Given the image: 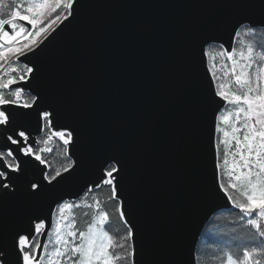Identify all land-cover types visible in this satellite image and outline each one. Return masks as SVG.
<instances>
[{
	"label": "water",
	"instance_id": "obj_1",
	"mask_svg": "<svg viewBox=\"0 0 264 264\" xmlns=\"http://www.w3.org/2000/svg\"><path fill=\"white\" fill-rule=\"evenodd\" d=\"M78 3L76 19L18 64L36 69L25 95L39 93L42 107L51 106V130L76 129L81 144L70 154L82 165L72 182L23 206L11 227L25 228L29 217L40 216L49 219L50 231L56 202L74 203L87 189H100L105 160L118 157L124 162L119 195L135 226L139 264L196 261L207 225L234 210L215 170L216 125L225 102L213 98L206 50L223 45L230 51L233 25L247 27L264 15L259 0ZM25 127L37 142L47 130L39 132L35 119ZM3 143L0 138V148ZM26 177L37 179L39 169Z\"/></svg>",
	"mask_w": 264,
	"mask_h": 264
},
{
	"label": "snow or ice",
	"instance_id": "obj_2",
	"mask_svg": "<svg viewBox=\"0 0 264 264\" xmlns=\"http://www.w3.org/2000/svg\"><path fill=\"white\" fill-rule=\"evenodd\" d=\"M78 0H13L7 13L0 14V69L7 66L9 75L0 76V264H139L135 226L131 224L123 209L119 195V184L123 180L124 162L118 157L105 160L98 182L110 189V199L117 201L116 214L123 224L124 232L114 235L105 225L110 223V214L101 209L94 200L96 211L86 229L78 230L76 221L65 216V210L79 208L80 204L66 200L56 202L51 216H59V222L51 223L48 218L31 216L27 227L12 229L11 225L23 206L40 199L45 193L58 186L70 183L79 172L82 162L73 159L71 149L81 144L76 129L61 126L56 131L53 123L54 111L50 105L42 107L39 93H25L35 78L33 67L24 63L23 70L14 65L22 62L21 57L34 53L43 39H47L65 21L70 24L76 19ZM264 12V0H259ZM30 26V27H29ZM244 21H237L230 34L232 40L243 35L256 37L264 34V15L253 20L243 33ZM229 43V50L221 45L219 55L226 56L231 67L226 65L223 75L213 74L210 85L213 98H219L231 106L227 115L219 119L230 131H223L225 139L216 144V175L219 178V156L224 146V163L232 155V173L238 183L229 187L238 193L235 197L220 184L228 202L238 209V223L254 229L261 238L250 250L245 248L242 258L237 259L229 250L223 253L226 264H264V44L252 40L241 41L239 51ZM19 74L17 75V73ZM35 119L39 132L48 130L46 138L37 142L25 127V122ZM216 131H222L217 127ZM62 145L67 161L61 168L48 171L51 165L42 155L51 152L53 138ZM42 143L43 147H36ZM87 152L90 145L84 144ZM35 161V163H34ZM40 166H44L40 168ZM29 169H39L35 180L26 177ZM238 170V172H237ZM95 186H98L95 185ZM87 189L80 197L84 201ZM84 206L92 204L84 201ZM41 237L47 238L42 242ZM212 240L211 237H209ZM215 242V241H213ZM235 247V245H234ZM189 264H196L195 258ZM222 264L225 262L222 260Z\"/></svg>",
	"mask_w": 264,
	"mask_h": 264
},
{
	"label": "rangeland",
	"instance_id": "obj_3",
	"mask_svg": "<svg viewBox=\"0 0 264 264\" xmlns=\"http://www.w3.org/2000/svg\"><path fill=\"white\" fill-rule=\"evenodd\" d=\"M13 5V4H12ZM9 7V5H8ZM7 7V8H8ZM4 12H1V14H3ZM247 27H243L240 29V31L243 33L244 31H246ZM40 39H43V37H41ZM260 39V36L257 35L256 37H244L243 35L236 37V41L234 44V47L237 49V51H239L240 47H241V41H248V40H252L254 42H258ZM221 47L219 46H210L207 48L206 50V55H207V61H208V67L209 70L211 72V75L213 77V74L215 73L218 76H222L223 72L225 70V68L223 66H227L228 68L231 67V62L227 61L226 56L223 55H219L218 53L221 52ZM15 67H17L19 70H23L22 65L20 64H15ZM19 74V72L17 73V75ZM9 72L7 69V66H5V68L0 69V76H3L5 79L8 77ZM2 91V90H0ZM27 96V95H25ZM231 110V106L225 107L219 114L218 119H217V125H216V129L217 127H220L222 129V131H216V139H215V143L216 144H220V141L222 139H225L223 136V131H230V129L228 128V125H225L223 123L222 120L219 119L220 116L223 115H227V112ZM47 132V130L45 131V133ZM45 133L43 134V136L41 137V139L39 141H41L42 139L46 138ZM43 146L42 143H39V147ZM224 146L221 145V149H220V156H219V164H220V172H219V176H220V184H223L225 188L228 189L229 193H231L234 197L236 195H238V193L235 191V189L229 187L230 184H236L238 183V181L235 178V175H233L232 173V160L233 157L232 155H228L227 156V164L224 163L225 157H224ZM53 154V166L51 169H48V171L56 169V168H61L65 162H63V160H61V157L64 156L63 151H62V145L56 141L55 143V147L53 148L52 151ZM50 155V154H49ZM43 156H48V155H43ZM238 172V171H237ZM93 193H87L86 196H84V201H87V203L92 204V208H87L84 206V201H82L81 199L78 200L77 202H69V203H73V204H80L81 206L79 208H74L71 210H65V216L69 217V218H73V214H74V219L76 221V227L78 230H84L87 227V224L91 221V219L93 218L95 211H96V205L94 203V200H98L100 203V207L101 209L106 211V198L102 195L101 197L103 199L100 200L99 195H92ZM235 209V208H234ZM238 210V209H237ZM239 221V220H238ZM55 222H59V216H54L53 217V223ZM240 224V223H239ZM241 225V224H240ZM246 226V225H244ZM106 229L110 228V231L112 234L114 235H118V233L114 230L113 226L111 225V223L106 224L105 225ZM254 230V229H253ZM52 231V227L51 230ZM47 242V240H46ZM258 239L254 238V243L251 244L250 249L253 245H258ZM259 246V245H258ZM232 249H229L227 246H222L221 249H214L211 251L209 256V262L208 264H222V260L225 262L226 264V257L223 256V253L226 251H229ZM233 251V252H232ZM231 252L233 253L234 257H236L237 259L242 258V248L238 247V249H234ZM264 259V258H262ZM198 264H201L200 261H198Z\"/></svg>",
	"mask_w": 264,
	"mask_h": 264
},
{
	"label": "trees",
	"instance_id": "obj_4",
	"mask_svg": "<svg viewBox=\"0 0 264 264\" xmlns=\"http://www.w3.org/2000/svg\"><path fill=\"white\" fill-rule=\"evenodd\" d=\"M12 4L13 0H0V14L1 12L7 13ZM258 35L260 36V39L257 43L264 44V34ZM25 98H27V96H25ZM52 156V153L48 156H44L45 160L48 161V163L51 165L49 169H51L53 166ZM61 160L67 163L64 156L61 157ZM92 193V195H99V198L102 195L106 198V211H108L110 214L111 225L118 234L124 232L125 230L123 224L120 223L119 217L116 214L117 202L110 199V189L106 185H104L100 189ZM101 199L103 198L101 197L100 200ZM239 216L240 214L238 210L234 209L229 212L219 213L215 217H213L211 222L203 231L198 243L196 251L197 264L198 261H200L201 264H208V262L210 261L209 256H211V251L214 249H221L222 246H227L232 250H237L238 247H241L242 250H244L245 248H248V250H250L251 244L254 243V238L260 241L261 238L258 236V234L255 233V230L249 229L247 225L244 226L243 224L240 225L238 223ZM209 237H211L212 240H210Z\"/></svg>",
	"mask_w": 264,
	"mask_h": 264
},
{
	"label": "built area",
	"instance_id": "obj_5",
	"mask_svg": "<svg viewBox=\"0 0 264 264\" xmlns=\"http://www.w3.org/2000/svg\"><path fill=\"white\" fill-rule=\"evenodd\" d=\"M238 171V170H237Z\"/></svg>",
	"mask_w": 264,
	"mask_h": 264
}]
</instances>
